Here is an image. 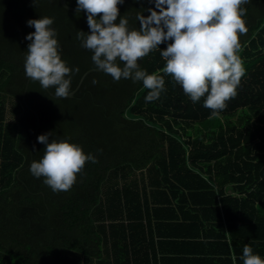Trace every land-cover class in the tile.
I'll use <instances>...</instances> for the list:
<instances>
[{"label": "trees", "instance_id": "obj_1", "mask_svg": "<svg viewBox=\"0 0 264 264\" xmlns=\"http://www.w3.org/2000/svg\"><path fill=\"white\" fill-rule=\"evenodd\" d=\"M152 6L118 8L138 29L137 14ZM241 7L245 72L211 116L205 97L194 103L163 72L159 48L138 58L165 80L147 102L142 81L90 70L93 53L77 39L86 14L60 0H0V264H243L245 244L264 258V0ZM43 16L54 18L61 58L79 68L72 97L25 75V36L35 31L26 22ZM45 133L96 158L67 191L29 171Z\"/></svg>", "mask_w": 264, "mask_h": 264}, {"label": "clouds", "instance_id": "obj_2", "mask_svg": "<svg viewBox=\"0 0 264 264\" xmlns=\"http://www.w3.org/2000/svg\"><path fill=\"white\" fill-rule=\"evenodd\" d=\"M124 0H76V9L84 10L89 31H77L81 47L92 51L96 69L110 74L113 80L142 81L150 89L145 101L151 102L165 90L162 75L148 74L138 64L153 49H160L166 64L163 72L171 74L195 103L205 97L203 106L216 116L226 101L236 95L245 69L238 55L240 34L247 33L241 7L249 0H149L148 15L137 14L139 27L130 28L118 5ZM99 14V15H98ZM119 17V19H118ZM118 20V23H117ZM35 31L28 33L25 75L45 89L55 88L57 98L74 95L70 84L72 72L61 58L54 18L43 16L26 22ZM166 44L161 49L159 45ZM119 57V59H117ZM122 64V66H121ZM97 83L95 79L92 81ZM49 133L37 140L44 144V155L30 164L29 171L54 192L67 191L76 182V174L86 161L96 162L91 153L68 139H49ZM235 256L233 260L235 261ZM243 264H264V258L245 244Z\"/></svg>", "mask_w": 264, "mask_h": 264}, {"label": "water", "instance_id": "obj_3", "mask_svg": "<svg viewBox=\"0 0 264 264\" xmlns=\"http://www.w3.org/2000/svg\"><path fill=\"white\" fill-rule=\"evenodd\" d=\"M60 1H61V4H62L64 7L68 8V9H72V10H76V11H77L76 7L68 5V4L66 3V0H60ZM79 12L85 14V11H84V10H79ZM117 59H119V57H118ZM94 69H96V68H92V69H90V70H94ZM96 70H97V69H96ZM87 72H88V71H87ZM85 74H86V73H84V75H85ZM84 75L80 78L79 84L81 83V81H82ZM79 84H78V86H79ZM74 92H75V90H73V93H74ZM70 97H72V95H70Z\"/></svg>", "mask_w": 264, "mask_h": 264}]
</instances>
